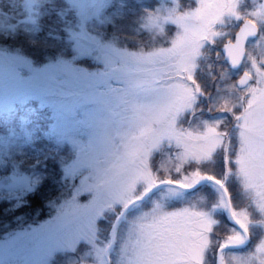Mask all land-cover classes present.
I'll return each instance as SVG.
<instances>
[{
	"label": "rangeland",
	"instance_id": "rangeland-1",
	"mask_svg": "<svg viewBox=\"0 0 264 264\" xmlns=\"http://www.w3.org/2000/svg\"><path fill=\"white\" fill-rule=\"evenodd\" d=\"M39 1L46 0H21L23 17L19 23L32 39L39 32ZM64 1L68 9L76 11V28L67 31L72 47L78 56L92 54L102 67L84 69L68 58L36 66L17 49L0 46V122L5 130L0 132V201L18 208L24 193L40 181L39 174L22 165L41 128L37 108H47L51 115L47 137L74 150L71 161L64 165L65 175L85 171L79 177V196L84 190L92 195L84 203L70 200L53 217L2 235L0 264H48L54 253L70 250L80 242L94 249L84 253L91 255L86 258L93 264H105L108 244L97 242L95 222L104 212L121 210L156 183L148 166L150 152L166 143L169 152L163 167L179 174L185 165L208 159L222 138L212 131L193 136L181 131L178 124L195 101L190 76L205 43L216 35L214 26L225 17L239 19L235 9L246 0H192L194 6L183 11L180 8L185 0H155L154 10L144 12L141 27L153 38L166 24L178 29L167 46L152 47L154 43L149 41L151 48L146 50L119 49L111 39L100 43L102 31L96 27L120 17L123 0ZM256 3L251 11L247 9L248 19L264 29V0ZM112 4L115 6L107 10ZM58 13L59 18H66L64 12ZM13 29L0 14V36H10ZM260 37L247 43L241 67L252 75V81L244 89L238 90L234 83L236 91L229 86L220 90L214 104L218 110H241L236 163L256 195L264 223V71L260 67L264 65V36ZM226 75H218V80L231 76ZM12 157L17 163L9 166ZM186 173L176 181L181 186L203 177L197 170ZM181 196L183 192L172 188L158 189L149 196L146 209H137L124 219L115 264L203 263L215 220L211 214L197 211L195 203L205 202L193 194L183 197L187 205L168 207ZM218 200L220 205L212 209L224 211V199ZM234 216L245 227V215ZM72 234L77 235L76 240ZM242 242L239 233L227 240L228 244ZM255 257L264 264V243ZM233 261L243 263L238 254L227 255L228 264Z\"/></svg>",
	"mask_w": 264,
	"mask_h": 264
},
{
	"label": "trees",
	"instance_id": "trees-1",
	"mask_svg": "<svg viewBox=\"0 0 264 264\" xmlns=\"http://www.w3.org/2000/svg\"><path fill=\"white\" fill-rule=\"evenodd\" d=\"M256 1L246 0L244 4L235 9L234 13L240 15L239 19L230 20L225 17L219 25L214 26L216 35L212 40L205 43L190 76L189 86L194 89L197 95L191 111L182 115L178 126L181 131L189 132V134L197 137L210 131L217 132L222 137L220 144L214 148L208 159L185 165L181 168L182 170H179V174L178 172H168L163 167L165 154L169 152L166 143H162L158 149L152 150L148 156V166L156 182L167 180L177 183L178 179L184 177L182 172L189 173L192 170H197L201 176L211 177L221 182L228 194L233 214L242 213L245 215L247 219L245 228L249 233V242L243 249L224 251L222 253L223 264H228L227 255L233 257L234 254H238V257L243 261L242 264H250L251 261L252 264H260L256 260L255 254L264 243V223L256 205V195L244 181L236 163L239 147L238 123L241 110L237 107L233 109L220 107L218 110V106L214 104V96L220 93V90L224 91V88L229 86L232 88L231 90L236 91L232 85L237 78V75L234 76L236 72L228 70L220 49L226 39H232L241 21L244 18H249L250 12L248 14L247 9L251 11L257 5ZM38 3H40L41 15L37 17L36 25L39 32L36 38L32 39L21 28V21L19 23V19L21 20L23 17V13H20L23 10L21 0H0V14L3 15V19L8 25L14 26L10 36H0V46L12 50L17 49L36 66L56 61L58 58L63 60L68 58L71 59L70 62L84 69L101 68V62L94 59L92 54L91 56L88 54L78 56L68 39V29L74 30L76 28V11L68 9V5L64 0H52L51 2L46 0ZM155 3V0H123L122 4H119L121 6L120 17L115 16L111 23L104 22L106 24L96 27V29L99 28L102 31L100 43L111 39L117 48L128 50L151 48L149 41L154 43L152 47L167 46L178 29L176 25L166 24L164 29L154 38L151 33L141 27L144 12L153 11ZM114 6L115 4H112L107 10ZM193 6L194 2L192 0H185L180 11L190 10ZM59 11L64 12L62 16H65V19L59 18ZM228 29L230 31L225 32ZM259 36H264L262 27ZM147 42L148 44H146ZM260 67L264 71V65H260ZM222 73L231 76L233 74V76L219 81L218 75ZM37 109L42 118L40 121L41 128L37 133V138L32 139L33 148L25 152L26 155L22 165L26 170L39 174L40 181L30 191L24 193V202L20 207L13 209L10 202L0 201V238L5 233L16 230L21 226L36 224L53 217L70 200L84 203L92 195L90 190H84V195L79 196L82 191L80 185H78L79 177L85 171L75 175H65L64 165L71 161L74 150L67 144L56 145L52 139L47 137V128L52 121L51 115L47 108ZM203 125L204 130H202ZM3 128L4 126L0 122V132H5ZM175 150L174 148L172 151L175 152ZM16 161H18V158H16ZM16 163L13 157L9 159V166ZM166 188L181 191L174 187H163L159 190ZM181 192L184 196L171 201L169 208H181L187 205L188 200L183 199V197L193 194L196 197L199 196L200 201L204 198L205 202L202 204L200 202L195 203L198 205L197 211L211 214L215 220V224L208 234L209 244L202 263L215 264L217 249L222 244L227 243L233 233H241L230 223L225 210L212 209L220 205L219 197H222L223 200V196L216 186L203 184L193 191ZM142 193L134 198L139 197ZM148 199L149 197L134 205L120 220L116 229L115 242L109 251L110 264H115L117 260L116 251L119 248L120 236L125 223L124 219L128 218L137 209H146ZM119 211L120 208H115L112 212H104L96 220L94 226L98 237L97 242L109 243L112 224ZM76 237V234H72V240H76ZM87 250L93 251L94 249L89 243H75L70 250L54 253L48 264H93L91 258H86L91 255H84ZM234 264L237 263L234 262Z\"/></svg>",
	"mask_w": 264,
	"mask_h": 264
},
{
	"label": "water",
	"instance_id": "water-1",
	"mask_svg": "<svg viewBox=\"0 0 264 264\" xmlns=\"http://www.w3.org/2000/svg\"><path fill=\"white\" fill-rule=\"evenodd\" d=\"M258 36V28L257 26L252 23L250 20L246 19L244 20L241 25L239 26L238 30L234 34L233 40H226L224 45L221 48V52L223 55L224 61L227 63L228 67L232 70H237L245 57L246 53V43L249 39H255ZM251 81V76L243 73L240 78L237 80V87L243 88L245 87L249 82ZM203 184H212L217 187V189L220 191V193L223 196L224 203H225V210L226 215L230 223L238 229L242 235H243V242L240 244H228L224 243L222 244L216 251L215 256V264H222V253L227 250H238L243 249L247 246L249 242V233L247 232L246 228L243 226L242 223H240L234 216L232 212V208L230 205V200L228 197V194L225 190L224 185L217 181L214 178L211 177H202L195 181L191 186H181L178 183L172 182V181H160L155 183L151 188L146 190L143 194H141L139 197L131 200L128 204H126L119 212L117 217L115 218L112 229H111V235L110 240L107 245V247L104 250V258H105V264H110L109 259V251L111 247L113 246L115 242V235H116V229L118 226L119 221L123 218V216L126 214V212L132 208L137 203H140L144 201L146 198H148L153 192L156 190L163 188V187H174L178 188L181 191L189 192L197 189Z\"/></svg>",
	"mask_w": 264,
	"mask_h": 264
},
{
	"label": "flooded vegetation",
	"instance_id": "flooded-vegetation-1",
	"mask_svg": "<svg viewBox=\"0 0 264 264\" xmlns=\"http://www.w3.org/2000/svg\"><path fill=\"white\" fill-rule=\"evenodd\" d=\"M238 71H239V73H238L239 76H240L242 73L247 72V71L241 70V68H240ZM238 71H237V72H238ZM239 76H238V77H239ZM238 77H237V78H238ZM236 80H237V79H235V82H234V83H236Z\"/></svg>",
	"mask_w": 264,
	"mask_h": 264
}]
</instances>
